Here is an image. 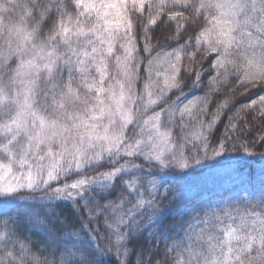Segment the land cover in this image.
Instances as JSON below:
<instances>
[{"label": "snow or ice", "instance_id": "1", "mask_svg": "<svg viewBox=\"0 0 264 264\" xmlns=\"http://www.w3.org/2000/svg\"><path fill=\"white\" fill-rule=\"evenodd\" d=\"M257 119L264 0H0V264H264Z\"/></svg>", "mask_w": 264, "mask_h": 264}, {"label": "trees", "instance_id": "2", "mask_svg": "<svg viewBox=\"0 0 264 264\" xmlns=\"http://www.w3.org/2000/svg\"><path fill=\"white\" fill-rule=\"evenodd\" d=\"M163 40H164V35L160 34V31L157 30V34L153 36L152 42L156 43L157 41H160L161 44H162V47L167 48L168 45L163 44ZM190 51H191V49H190ZM185 63H187V61H185ZM205 67H207V65H205ZM181 79L183 80V79H186V78L182 76ZM186 82L189 85V87H185L183 89V91L184 92H189L191 90L192 80L188 79ZM241 91H243V90L241 89ZM206 92H208V87H207V82L205 81V86L200 88L198 91L194 92L193 94L204 95ZM176 95H178V93H173V99L175 98ZM226 98L227 97L224 96L223 94H221L220 96L212 97L211 98L212 102L210 103V109L214 110L216 104L220 103V102H223V100L226 99ZM253 115L255 116L256 113L253 112ZM253 124L255 125L257 131H259L261 128H264V122H262V121H260L258 119L253 121ZM255 134H256V132L253 133V135H255ZM261 150H264V149H261V148H257L256 149V151H261Z\"/></svg>", "mask_w": 264, "mask_h": 264}]
</instances>
